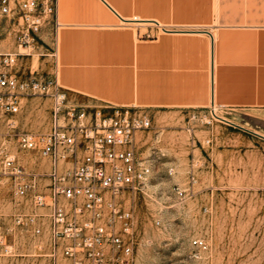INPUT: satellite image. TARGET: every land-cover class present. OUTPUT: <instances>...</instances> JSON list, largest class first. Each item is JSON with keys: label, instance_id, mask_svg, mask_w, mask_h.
<instances>
[{"label": "rangeland", "instance_id": "374dc122", "mask_svg": "<svg viewBox=\"0 0 264 264\" xmlns=\"http://www.w3.org/2000/svg\"><path fill=\"white\" fill-rule=\"evenodd\" d=\"M20 34L18 26L0 17V53H17L23 76L51 81V91L58 88L55 30L48 25L34 43L23 46ZM67 98L96 104L74 94ZM52 101L48 95L25 94L21 111L13 116L17 127L10 130L8 114L0 110V264H76L63 253L64 245L51 242L50 210L34 206L33 192L18 194L17 181L1 159L5 148L26 171L49 172V158L22 150L17 137L24 130L49 131ZM210 106L151 110L152 127L137 136L139 153L152 163L151 177L143 188L119 195L132 214L131 233L123 232L133 240L132 252L107 244L101 262L82 256L81 264H264V138L227 120L205 117ZM46 177L40 180L44 190ZM38 227L42 232H36ZM122 228L120 219L121 233ZM194 238L206 240L207 248L194 245Z\"/></svg>", "mask_w": 264, "mask_h": 264}, {"label": "crops", "instance_id": "0c3cea01", "mask_svg": "<svg viewBox=\"0 0 264 264\" xmlns=\"http://www.w3.org/2000/svg\"><path fill=\"white\" fill-rule=\"evenodd\" d=\"M56 20L42 29L67 94L149 113L214 101L264 136V0H57Z\"/></svg>", "mask_w": 264, "mask_h": 264}, {"label": "built area", "instance_id": "2783aa9c", "mask_svg": "<svg viewBox=\"0 0 264 264\" xmlns=\"http://www.w3.org/2000/svg\"><path fill=\"white\" fill-rule=\"evenodd\" d=\"M56 12L57 0H0V17L21 29V46L34 43L35 35L47 24L57 25ZM17 56L0 53L4 66L0 69V110L8 114L9 130L17 127L13 116L21 111L25 94L40 93L53 101L49 131L24 130L17 137L22 150L39 151L49 158V172H28L14 153L1 151L3 166L17 181L16 191L22 196L33 192L34 206L50 210L51 242L64 245L63 253L76 264L82 263V256L101 262L107 244L130 254L133 240L123 232L131 233L132 214L122 207L119 195L127 188H143L151 177L152 163L139 153L137 138L152 127L151 114L137 105L70 102L67 93L59 90L56 76L58 88L52 91L51 81L23 76ZM214 113L211 105L205 117L216 118ZM42 175L48 179L46 190L41 187ZM120 219L122 233L117 229ZM193 244L207 248L203 238H194Z\"/></svg>", "mask_w": 264, "mask_h": 264}, {"label": "bare ground", "instance_id": "6f19581e", "mask_svg": "<svg viewBox=\"0 0 264 264\" xmlns=\"http://www.w3.org/2000/svg\"><path fill=\"white\" fill-rule=\"evenodd\" d=\"M218 104V103H217ZM216 103H214V101L213 102H211V105L214 107V114H215V117L218 119V120H227V121H229V119H227L223 114H221L220 112H219V106L217 105ZM215 118V119H216ZM251 126V125H250Z\"/></svg>", "mask_w": 264, "mask_h": 264}, {"label": "water", "instance_id": "95a60500", "mask_svg": "<svg viewBox=\"0 0 264 264\" xmlns=\"http://www.w3.org/2000/svg\"><path fill=\"white\" fill-rule=\"evenodd\" d=\"M262 136V135H261ZM262 137H264V136H262Z\"/></svg>", "mask_w": 264, "mask_h": 264}]
</instances>
